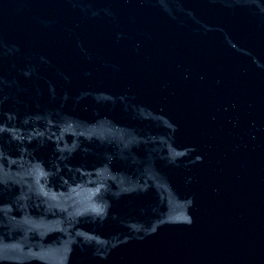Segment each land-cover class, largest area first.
<instances>
[{
    "label": "water",
    "instance_id": "obj_1",
    "mask_svg": "<svg viewBox=\"0 0 264 264\" xmlns=\"http://www.w3.org/2000/svg\"><path fill=\"white\" fill-rule=\"evenodd\" d=\"M0 264H264V0H0Z\"/></svg>",
    "mask_w": 264,
    "mask_h": 264
}]
</instances>
